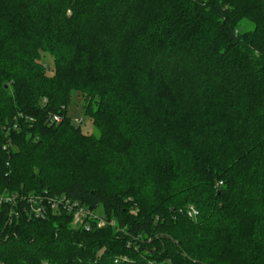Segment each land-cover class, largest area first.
<instances>
[{
	"label": "trees",
	"instance_id": "1",
	"mask_svg": "<svg viewBox=\"0 0 264 264\" xmlns=\"http://www.w3.org/2000/svg\"><path fill=\"white\" fill-rule=\"evenodd\" d=\"M0 195V264H264V0H0Z\"/></svg>",
	"mask_w": 264,
	"mask_h": 264
},
{
	"label": "built area",
	"instance_id": "2",
	"mask_svg": "<svg viewBox=\"0 0 264 264\" xmlns=\"http://www.w3.org/2000/svg\"><path fill=\"white\" fill-rule=\"evenodd\" d=\"M62 119L61 115L59 114H51L50 121L51 122H60ZM21 200L26 202L27 208L29 212L37 217L43 216L48 208L61 210L64 209L68 213H72L74 222H80V224L85 228L86 231L90 230L91 226L88 223L89 219H95L96 223L99 227L104 226L106 221L95 214L93 211L85 209L78 205L76 202H70L65 197L61 198H54L47 196L45 194L36 193V194H29L26 196H21ZM16 195H0V202L2 201H12L15 202ZM190 215L195 216L197 211L190 207ZM112 224V223H110Z\"/></svg>",
	"mask_w": 264,
	"mask_h": 264
},
{
	"label": "rangeland",
	"instance_id": "3",
	"mask_svg": "<svg viewBox=\"0 0 264 264\" xmlns=\"http://www.w3.org/2000/svg\"><path fill=\"white\" fill-rule=\"evenodd\" d=\"M241 23L244 29L250 30L253 27L252 23L249 21H241ZM42 60L48 64L51 62V58H48L45 54H42ZM86 107L90 110H95V100L83 96L80 92L73 93L67 105L66 116L69 117L72 125L79 127L83 133L99 136V130L92 124L90 117L85 114ZM190 207L196 210L193 205ZM98 211L100 212V209ZM132 212H134V210H132Z\"/></svg>",
	"mask_w": 264,
	"mask_h": 264
}]
</instances>
